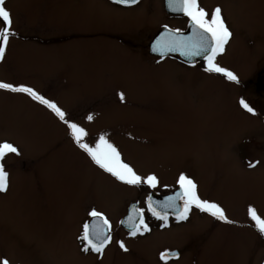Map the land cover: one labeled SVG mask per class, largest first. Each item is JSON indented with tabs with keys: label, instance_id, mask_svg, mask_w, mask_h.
Listing matches in <instances>:
<instances>
[{
	"label": "rangeland",
	"instance_id": "374dc122",
	"mask_svg": "<svg viewBox=\"0 0 264 264\" xmlns=\"http://www.w3.org/2000/svg\"><path fill=\"white\" fill-rule=\"evenodd\" d=\"M85 1L8 4L17 36L0 60V81L32 87L54 101L86 129L85 142L105 135L123 162L141 177L154 174L159 183L152 189L117 180L76 145L45 105L0 89V141L20 152L3 161L9 188L0 193V259L165 264L162 252L180 250L181 261L169 264H264V235L248 216L251 205L264 217V102L251 106L253 115L239 105L238 83L149 55L162 27L184 25L166 14L164 0L131 8ZM199 2L209 13L221 7L232 33L216 63L237 71L248 55L253 61L264 47V0ZM181 173L234 223L193 207L187 220L172 219L168 227L147 218L151 229L143 234L132 236L119 226L131 204L146 209L152 192L174 191ZM93 208L107 214L113 227L110 244L97 255L83 254L78 239Z\"/></svg>",
	"mask_w": 264,
	"mask_h": 264
},
{
	"label": "snow or ice",
	"instance_id": "6c2138e0",
	"mask_svg": "<svg viewBox=\"0 0 264 264\" xmlns=\"http://www.w3.org/2000/svg\"><path fill=\"white\" fill-rule=\"evenodd\" d=\"M114 2L123 5H133L138 0H114ZM5 3L6 0H0V24H2L0 26V60L5 56L10 39L17 36V32L12 27L11 12L5 7ZM166 3L170 10L183 13L189 18L191 34L185 35L179 29H168L155 42L153 51L160 52L161 54L180 52L181 55L190 57L203 55L207 63L205 71L222 74L229 81L239 83L238 76L235 73L216 63V56L224 52V47L232 36L224 20L221 7L217 6L209 13L200 5L199 0H166ZM0 89L27 94L33 100L45 105L67 126L76 145L99 168L111 174L117 180L128 185H140L144 183L152 189L157 187L159 183L158 178L154 174H150L147 177L138 175L129 164L123 162L120 152L105 135H100L94 144L85 142L84 137L88 135L86 129L67 118V113L54 101L45 98V96L38 93L32 87L0 81ZM118 96L121 101L124 100L123 92L118 93ZM240 105L247 112L255 115L254 108L243 98L240 100ZM86 119L91 121L93 117L92 115H88ZM8 154L19 156L18 147L7 140L0 141V193L6 192L9 188V172L6 171L3 163ZM254 166L253 163H249V167ZM177 183L179 191L165 196L163 200L155 201L152 195H149L146 200V209L138 205L132 206L126 220L121 221L122 224L127 222L130 228V235L135 236L138 233L143 234L150 231L144 218L145 210L165 224L168 221L170 210L176 213L178 220H187L193 207L210 214L217 220L225 223H234V221L226 216L225 210L221 205L214 201L200 198L197 193V185L191 178L181 173ZM88 215L91 219L84 223L82 234L78 237L83 245L82 251H92L102 254L106 245L111 241V224L108 218L95 208ZM248 216L257 231L264 235V217H261L256 208L251 205L248 207ZM119 245L124 251L128 250L123 241H120ZM177 256L178 253L172 251L161 253L162 260ZM0 264H10V261L7 258L0 259Z\"/></svg>",
	"mask_w": 264,
	"mask_h": 264
},
{
	"label": "flooded vegetation",
	"instance_id": "af4514ba",
	"mask_svg": "<svg viewBox=\"0 0 264 264\" xmlns=\"http://www.w3.org/2000/svg\"><path fill=\"white\" fill-rule=\"evenodd\" d=\"M12 1H14V0H6L5 7L7 9H9L7 5L8 4L10 5V3ZM71 1H73L75 4L77 3V5H78V2H82L83 3V0H71ZM90 1L91 0H87L85 2L88 3ZM107 1L111 5L118 6L117 4L111 2L110 0H107ZM141 2H142V0L140 2L134 4V5H130V6H120L119 5V7L120 8L121 7H123V8H131L133 6L140 5ZM164 10L166 12V7L165 6H164ZM11 13H13V11H11ZM166 14H168V13L166 12ZM169 16L184 21L183 22L184 25L179 28L180 32H183V31L187 30V28L189 26V22H190L189 18L187 16H184V15H169ZM230 39H231V37H230ZM230 39H229V41H230ZM226 45L224 47V52L221 53V54H218L216 56V61L219 60L221 58V56L225 54ZM176 62H178V64L180 63V65H182V66H187V65H184L183 63H181L180 61L176 60ZM187 67H190V68H198L199 67V68H201V70L205 71L204 68L207 67V63H206L205 60H203V61H200L199 63H196L193 66H187ZM231 71L238 76V79H239V83H238L239 92L241 94L240 98L241 99L243 98L247 102V101H249V99H247L246 95H250V98H252V101H253V102L249 103L250 106H259L260 105L259 104L260 101H262V104H263V102H264V47H262V48L260 47V48L257 49L253 61L250 60V55H248L247 57H245V59L243 60L241 66H240V68L237 71H235V70H231ZM216 75L221 77V78L227 79L222 74L216 73ZM207 78H210V77L207 76ZM260 106H262V105H260ZM178 187H179V185H176V189H178ZM171 218H174V219L178 220L176 217H173V216L169 215V219H171ZM90 219H91V217H90ZM80 242H81V240H80ZM82 247H83V245H82ZM175 251H179L178 258L167 260V261H163L162 260V263L169 264V263L181 261V259L183 258L184 255L182 254V252L180 250H175ZM85 253H91V254L97 255V253H94L92 251L84 252L83 254H85Z\"/></svg>",
	"mask_w": 264,
	"mask_h": 264
},
{
	"label": "water",
	"instance_id": "95a60500",
	"mask_svg": "<svg viewBox=\"0 0 264 264\" xmlns=\"http://www.w3.org/2000/svg\"><path fill=\"white\" fill-rule=\"evenodd\" d=\"M112 1H114V0H112ZM166 7H167V3H166ZM167 10H168V13H170V14H174V15L183 14V13H180V12H174V11L170 10L168 7H167ZM166 32H167V30H162L161 32H159L157 34V36L151 42V44H150V54L151 55L160 56V57L176 58V59H179L180 61H182V62H184V63H186L188 65L196 64L200 60H203L204 59V56L203 55H201V56H195V57H190V56L181 55L180 52H167L165 54H161L160 52L153 51V45L155 44V42L161 37V35H163ZM184 34L185 35L191 34V27L189 28L188 32H186ZM152 197H153V200L160 201V200H163L165 196H160V195H157V194H152ZM134 205H137V204H134ZM134 205H132V206H134ZM132 206L130 207V209L132 208ZM130 209H129V211H130ZM169 213H173L174 215H176V213L174 211H171V210L169 211ZM123 220H126V218H124ZM121 226H123L126 230L130 231V228H129L127 222H125L124 224L121 223Z\"/></svg>",
	"mask_w": 264,
	"mask_h": 264
},
{
	"label": "bare ground",
	"instance_id": "6f19581e",
	"mask_svg": "<svg viewBox=\"0 0 264 264\" xmlns=\"http://www.w3.org/2000/svg\"><path fill=\"white\" fill-rule=\"evenodd\" d=\"M190 220V219H189Z\"/></svg>",
	"mask_w": 264,
	"mask_h": 264
}]
</instances>
